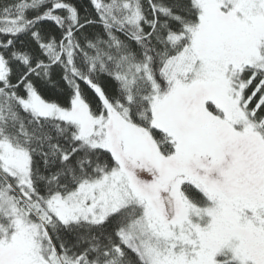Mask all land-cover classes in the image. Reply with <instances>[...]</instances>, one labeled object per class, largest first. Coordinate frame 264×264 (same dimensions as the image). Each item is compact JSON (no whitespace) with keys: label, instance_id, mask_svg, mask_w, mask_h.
Wrapping results in <instances>:
<instances>
[{"label":"snow or ice","instance_id":"6c2138e0","mask_svg":"<svg viewBox=\"0 0 264 264\" xmlns=\"http://www.w3.org/2000/svg\"><path fill=\"white\" fill-rule=\"evenodd\" d=\"M0 264H264V0H0Z\"/></svg>","mask_w":264,"mask_h":264},{"label":"trees","instance_id":"16d2710c","mask_svg":"<svg viewBox=\"0 0 264 264\" xmlns=\"http://www.w3.org/2000/svg\"><path fill=\"white\" fill-rule=\"evenodd\" d=\"M78 2H82L84 4H87L88 3V0H78Z\"/></svg>","mask_w":264,"mask_h":264}]
</instances>
